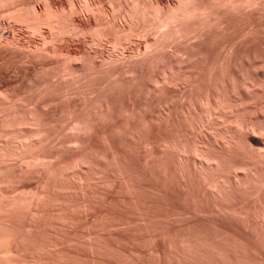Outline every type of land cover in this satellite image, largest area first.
<instances>
[{"label": "rangeland", "instance_id": "obj_1", "mask_svg": "<svg viewBox=\"0 0 264 264\" xmlns=\"http://www.w3.org/2000/svg\"><path fill=\"white\" fill-rule=\"evenodd\" d=\"M0 264H264V0H0Z\"/></svg>", "mask_w": 264, "mask_h": 264}, {"label": "bare ground", "instance_id": "obj_2", "mask_svg": "<svg viewBox=\"0 0 264 264\" xmlns=\"http://www.w3.org/2000/svg\"><path fill=\"white\" fill-rule=\"evenodd\" d=\"M48 7H51V10L53 9L51 5H49ZM48 7H47V8H48ZM48 9L50 10V8H48ZM51 10H50V11H51ZM50 11H48V12H50ZM53 11H54V10H53ZM48 12H47V14H49ZM50 13H52L51 17H50V15H47V18H48V17H49V18H48V20H46V21H49V24H48V25H50V21H53V22H54V20H56L55 18L57 17V16L55 17L56 14H53L52 11H51ZM35 14H37L36 11L34 12V15H35ZM38 16H40V15L38 14ZM38 16H37V17H38ZM53 16H54L55 18H54ZM47 18H46V19H47ZM52 18H53V19H52ZM49 19H50V20H49ZM35 20L37 21V24H38V22H39V20H40V24H41V19L38 20V19L36 18ZM35 23H36V22H35ZM40 24H38V27H39ZM51 24H52V23H51ZM53 25L56 26V25H55V22H54ZM53 25H51V26L53 27ZM51 26H50V27H51ZM35 27L38 29L37 25H36ZM35 27H34V28H35ZM52 27H51V28H52ZM32 28H33V25H32ZM36 28H35V29H36ZM53 28H54V27H53ZM54 29H56V28H54ZM34 31H36V30H34ZM36 32H37V31H36ZM34 78H35V77H34ZM38 78H39V77H37V78H35V79H38ZM40 78H42V77H40ZM43 78H44V77H43ZM31 79L33 80V78H31ZM35 79H34L33 82L30 83V85L28 84V86H29L28 89H29V90H32V89H39L40 87L43 86V85L41 86V84H42L43 82H47V81H43V80H46V79H41L43 82H42L41 80H35ZM32 80H31V81H32ZM29 82H30V81H29ZM45 84H46V83H45ZM25 86H26V85H25ZM39 86H40V87H39ZM26 87H27V86H26ZM18 88H19V86H18L17 88L15 87V89L12 88L13 90L11 91V94H10V95H11V96L18 97V94H20V92L22 91V88H21V87H20L19 89H18ZM26 89H27V88H26ZM40 89H41V88H40ZM20 90H21V91H20ZM23 90H25V87H23ZM29 90H28V91H29ZM33 91H35V90H33ZM30 92H31V91H30ZM21 93H22V92H21ZM25 93H27L26 90H25ZM8 95H9V93H8ZM19 96H20V95H19ZM8 97H9V96H8ZM12 98H14V97H12ZM52 110H53V109H52ZM52 110H51V112H53ZM54 111H55V110H54ZM54 113L56 114V112H54ZM54 113H51V114H54Z\"/></svg>", "mask_w": 264, "mask_h": 264}]
</instances>
